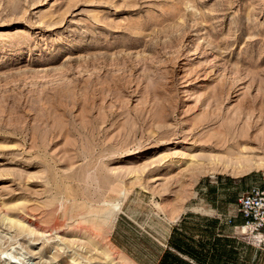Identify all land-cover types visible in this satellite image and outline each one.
I'll return each mask as SVG.
<instances>
[{
    "label": "rangeland",
    "instance_id": "obj_1",
    "mask_svg": "<svg viewBox=\"0 0 264 264\" xmlns=\"http://www.w3.org/2000/svg\"><path fill=\"white\" fill-rule=\"evenodd\" d=\"M262 136L264 0H0V264H133L118 215L161 233L209 204L264 264L228 214Z\"/></svg>",
    "mask_w": 264,
    "mask_h": 264
},
{
    "label": "crops",
    "instance_id": "obj_2",
    "mask_svg": "<svg viewBox=\"0 0 264 264\" xmlns=\"http://www.w3.org/2000/svg\"><path fill=\"white\" fill-rule=\"evenodd\" d=\"M222 204V203H221ZM233 226L243 223L236 215L237 202L231 204ZM209 211L215 214L201 215L198 221L189 209L161 219L163 232H150L144 225H139L124 213L118 215L113 223L110 233V244L121 255L133 264H239L238 238L228 236L222 227V220L226 217L225 210L208 205ZM227 215V214H226ZM213 218V219H212ZM141 238L151 243L153 251L137 248L136 239Z\"/></svg>",
    "mask_w": 264,
    "mask_h": 264
},
{
    "label": "built area",
    "instance_id": "obj_3",
    "mask_svg": "<svg viewBox=\"0 0 264 264\" xmlns=\"http://www.w3.org/2000/svg\"><path fill=\"white\" fill-rule=\"evenodd\" d=\"M235 214L243 220L239 229L264 243V188L254 186L240 195Z\"/></svg>",
    "mask_w": 264,
    "mask_h": 264
},
{
    "label": "bare ground",
    "instance_id": "obj_4",
    "mask_svg": "<svg viewBox=\"0 0 264 264\" xmlns=\"http://www.w3.org/2000/svg\"><path fill=\"white\" fill-rule=\"evenodd\" d=\"M256 141L258 142L259 145H261L262 147H264V136H262V137H256ZM242 144L243 145H248L249 144L248 143V139L245 142H236L235 143V147L237 149H241L242 151L244 150L246 152L248 150V148H246V146L243 147ZM251 144H253V143L251 142ZM238 151L240 152V150H238ZM232 156H234V155H232ZM253 161H254V159H251V158H243L242 159V162L240 161V164L239 165H241L242 168H246V169L247 168H252V165L251 164H252ZM263 165H264V159H258V160H255L254 161V166H256V167H262ZM108 217H110V216L108 215Z\"/></svg>",
    "mask_w": 264,
    "mask_h": 264
}]
</instances>
